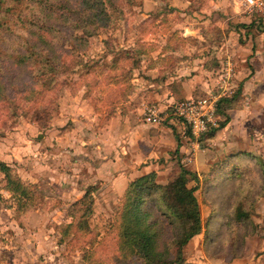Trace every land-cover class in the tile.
<instances>
[{"label": "crops", "instance_id": "1", "mask_svg": "<svg viewBox=\"0 0 264 264\" xmlns=\"http://www.w3.org/2000/svg\"><path fill=\"white\" fill-rule=\"evenodd\" d=\"M159 1L164 4L150 17H171L176 8L182 9L180 17L175 26L159 28V39L138 38L130 48L111 49L107 64L98 69L111 78L112 92L96 87L62 93L48 128L38 131L23 121L0 140V161L50 200L25 217L15 205L2 208L4 226L36 228L6 233L0 264H44L35 243L55 238L44 226L67 223L66 208L89 188L99 213L115 207L129 183L144 174L155 172L157 182H167L173 163H183L195 141L178 120L149 119V109L166 112L177 100L238 94L243 105L230 111L234 114L220 137L237 134L238 123L246 125L264 112V0H255L252 11L248 0ZM47 255L46 264L59 263L53 259L57 253Z\"/></svg>", "mask_w": 264, "mask_h": 264}, {"label": "rangeland", "instance_id": "2", "mask_svg": "<svg viewBox=\"0 0 264 264\" xmlns=\"http://www.w3.org/2000/svg\"><path fill=\"white\" fill-rule=\"evenodd\" d=\"M16 4L17 9L8 17L11 22L8 29H0V140L23 121L34 123L38 131L48 128L50 114L58 109L62 93L76 94L82 89L94 92L96 87L112 92L108 85L111 78L99 74L98 69L105 66L111 49L130 48L140 38L159 39L162 27L174 24L182 11L176 8L171 17L159 15L154 19L149 13L159 10L164 4L162 1L113 0L108 21L104 19L90 34H84L80 30L72 32L65 25H57V29L50 32V19L45 18L31 27L26 25V30L16 18L19 13L23 18L32 3L21 0ZM60 6H63L60 0H51L46 12L50 13L51 9L53 15ZM40 27L44 31L40 37L49 44L51 41L54 51L63 55L71 68L64 73L58 72L53 79H50V70L41 73L50 67L49 61L46 55L39 57L36 52L46 47L33 50V45L38 44L35 32ZM71 34L86 39L87 44L75 41ZM18 53H25L28 57L22 61L17 57ZM239 101L243 105L242 98H239L235 101L236 106ZM261 112L260 117L245 121L246 125L238 123L241 131L237 134L220 137L222 128L217 127L214 129L218 133H213L214 136L210 135V130L197 140L192 138L196 149L190 151L182 164L197 176V181L188 177V186L198 185L194 194L199 203L202 228L183 246L181 264H264V112ZM186 132L189 135L188 130ZM194 151L198 153L196 158L192 156ZM197 163L200 165L196 169ZM173 164L172 171L176 169V163ZM11 170L12 174L16 173L15 168L11 167ZM4 184L0 174V214L3 207L15 205L20 209L18 215L25 217L39 203L50 201L44 200L43 190L37 187L31 188L29 196L23 197L16 192L8 193ZM121 197L115 207L100 211L102 214L97 213L93 205V211L87 217L90 231L85 234L70 232L67 225L73 220V205L66 208L67 223L44 226L45 232L54 230L51 234L55 238L35 243L42 250L39 261L49 262L47 253L52 251L57 253L53 259L59 261L58 264H141L138 257L125 256L119 248L117 224L120 219H116V214ZM237 208L245 214L242 219L235 215ZM154 215L159 217L160 213L156 211ZM157 225L161 230L160 241L170 244L176 235L173 226L167 221H158ZM34 228L36 226L32 225L4 226L0 222V239L5 238L6 233L15 236V232L29 233ZM169 250L172 256L176 247L170 244Z\"/></svg>", "mask_w": 264, "mask_h": 264}, {"label": "trees", "instance_id": "3", "mask_svg": "<svg viewBox=\"0 0 264 264\" xmlns=\"http://www.w3.org/2000/svg\"><path fill=\"white\" fill-rule=\"evenodd\" d=\"M51 0H28L31 6L29 12L25 13L23 18L19 13L18 20L25 27L36 25L42 18L50 19L48 27L51 31L57 29V25H65L72 32L80 30L84 34H90L92 29L104 19L108 21L109 11L113 4V0H79V2L70 3L69 0H60L63 6H60L57 13L51 15L47 13V6H50ZM21 0H0V29H8L11 22L8 17L16 8V3ZM38 6V8H36ZM54 19L53 21H51ZM28 28L26 27V30ZM38 44L35 47L44 46L36 50L37 55L42 57L46 55L49 61V68L43 69L42 72L50 70L53 79L58 72L67 71L71 68L68 62L62 56H59L57 50L54 51L52 42L45 41L41 38L44 33L40 27L37 32ZM70 36L77 42L84 45L87 44L86 39L79 35L71 34ZM44 43V44H41ZM50 46V47H49ZM34 55V52L30 57ZM19 59H26L25 53H18ZM64 73V72H63ZM238 94L230 97H221L216 104V114L219 117L218 127H224L230 121V114L234 108L240 107L235 105V101L239 100ZM35 122V121H34ZM215 130H211L212 135ZM245 155L249 153L244 152ZM228 166V165H227ZM176 169L169 176L168 181L164 185L156 182L155 172L144 174L132 182L122 194L120 205L117 209L116 219H120L117 224L119 231V248L125 256L133 255L138 257L141 264H181L183 263L182 248L196 234L201 232V216L199 203L195 196L198 189L196 184L193 187L188 186V180L197 181V176L191 170L187 169L182 163L176 161ZM11 167L0 161V174L5 180V189L13 194L16 192L20 195L29 196V190L36 189L33 184L23 183L17 173L12 174ZM89 188L85 195L75 201L71 218L73 219L67 225L70 232L88 233L90 225L87 217L93 211V196ZM31 191V190H30ZM26 199V198H25ZM158 211L160 216L154 215ZM237 219H242L245 214L237 208L235 211ZM158 221H167L173 226L175 232L174 239L170 244L176 247L175 253L171 256L169 246L160 241L161 230L158 227Z\"/></svg>", "mask_w": 264, "mask_h": 264}, {"label": "built area", "instance_id": "4", "mask_svg": "<svg viewBox=\"0 0 264 264\" xmlns=\"http://www.w3.org/2000/svg\"><path fill=\"white\" fill-rule=\"evenodd\" d=\"M247 2L248 9L252 11L257 3L255 0ZM218 98V95L209 94L204 97L177 100L167 107L166 112H158L154 108L149 109V119L156 122L166 118L178 120L188 130L189 135L197 140L218 127L219 117L216 114Z\"/></svg>", "mask_w": 264, "mask_h": 264}]
</instances>
